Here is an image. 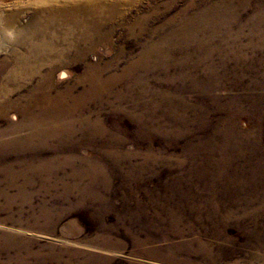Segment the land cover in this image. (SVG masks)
Listing matches in <instances>:
<instances>
[{
  "label": "rangeland",
  "instance_id": "374dc122",
  "mask_svg": "<svg viewBox=\"0 0 264 264\" xmlns=\"http://www.w3.org/2000/svg\"><path fill=\"white\" fill-rule=\"evenodd\" d=\"M104 1L45 81L76 95L90 64L112 77L65 116L64 144L18 141L49 67L13 77L22 49L0 43V264H264V0ZM14 2L0 16L20 25L41 7ZM211 4L222 18H193Z\"/></svg>",
  "mask_w": 264,
  "mask_h": 264
},
{
  "label": "bare ground",
  "instance_id": "6f19581e",
  "mask_svg": "<svg viewBox=\"0 0 264 264\" xmlns=\"http://www.w3.org/2000/svg\"><path fill=\"white\" fill-rule=\"evenodd\" d=\"M36 1L39 2L41 7L38 6L40 8H38L37 11H35L32 14V16L30 17V19L27 22H25L24 24H21V25L18 24L17 13L15 11H14L15 13L10 12L7 15L0 16V24H2L1 25L2 28H0V43L3 44L4 43V42H2L3 40H5V43L10 42V40H12V44L14 45V47H17L18 50L20 48L22 49L21 52H17V51H15L16 49L10 48L11 49V55L13 54V66H12V68L14 67L11 71H9L10 72L9 74L11 76L13 75V77H14L16 73H20V71L30 69L31 68L30 65L33 63H34V65L32 68L34 69V71H37V69H39L41 66L46 65L49 67V70H47V72L44 74H39L40 75L39 77L41 78V80L43 78L42 81H44V84L47 85L48 82L46 83L45 81L48 80L50 73H51V70H52V67L55 66L56 64L61 65V64L65 63V51L68 48L70 50L71 47H75V44H76L78 39H79V41H80V39L86 40V37L88 34H87V32H85L84 29L87 27H90L91 32L94 34V29L101 22L104 21L103 19L106 17L104 12L106 9L104 8L105 6L103 4L105 3V1L104 0H97V2L93 3L92 0H78V2L70 4V6L67 8H65V0H61V1L59 0L60 3L58 0H36ZM51 1H58V4L54 3L55 4V6H54L51 4ZM15 2H16V0H15ZM28 3L29 2L25 1L24 5H29ZM229 3L230 2H226V4H223V6L229 7ZM4 6H8V5L5 4ZM219 6H220V4H211L206 9L195 14L193 18L201 19L203 17H206L209 20V15H211V14H212V16H214L213 18H215V19L216 18L217 19L222 18L220 16H222L223 13H221V11L218 10ZM108 13H110V12H108ZM218 13H221V15L217 16V17H216V15H213V14H218ZM184 21H186V20H184ZM190 21H189V23H190ZM209 23H210V20H209ZM187 24H188V22H185V24H183V25L180 24L181 26H179V28L180 27L183 28ZM215 24H217V22ZM226 24L227 23H225L224 25H226ZM205 29H207V28H205ZM175 32H177V30ZM175 32L169 33L168 36L169 37L173 36ZM77 34H78V36H77ZM99 34H100V32H99ZM91 35L92 34L90 33V37H91ZM174 37H175V35H174ZM89 39H91V38H89ZM155 41H153L152 43H154ZM162 44H163V42H162ZM18 47H20V48H18ZM141 50H143V49H141ZM150 51H151V49H150ZM161 53H162V51H161ZM147 60H148V58H147ZM29 63H31V64L29 65ZM129 66L134 67V63L130 64ZM143 66H145V65H143ZM103 67H105V66H103ZM63 69L58 70L57 77H62L64 75L65 70H63ZM86 70H87L86 73L83 74L80 77V79H78V80H80L79 82H85L87 84V87L85 88V90L81 94L72 95L71 94L72 87H68L66 89V91L64 89L61 92H55V93L53 92L54 94H52V95L48 93V90H49L48 88H50L48 85L45 86V88L41 87L40 85H38L40 87H37V86L35 87V91L33 90V92H31L33 94H32V96L30 95L31 96L30 100L28 99V101L23 103V105H21L20 107H17V110H16V111L20 112L22 115H24V120H25L22 124H19V125L16 124V126H15V130L18 127V129H22V130L26 131L24 135H21V136L19 135V138H18L19 142L20 141H26V142L29 141L32 143L33 140L46 142V141H49L53 138H56V140L58 138V140H61L63 142L64 137H65V131H66L65 128L66 129L68 128L66 126L67 124L66 125L64 124L65 116H67V115L72 116L76 110V104L83 101V99H85L87 96H90V97L93 96L96 89H99V88L103 87L105 84H108V82L111 81V78H112V77H109L105 80L101 79L99 76L101 69H99L97 67V65H94V64L93 65L90 64V66ZM132 74H134V73H132ZM123 76H125V75H123ZM121 80H123V79H121ZM37 84H39V83H37ZM115 90H117V89H115ZM97 91L98 90H96V92ZM5 93L6 92H4V94ZM7 94L4 96L6 97ZM65 101H67V103H69V106H67V107L65 106ZM4 102L0 103V114L1 115L5 111L6 105L4 104ZM18 103H19V101H18ZM31 107L36 108L34 113L31 111H30V113H28V110ZM72 118H74V117H72ZM84 121H82L83 124L85 123ZM74 126H77V125H74ZM98 132L99 131H96V133H98ZM13 133L11 132V134H13ZM99 133H103V132L100 131ZM10 138H12V137H10ZM71 138H72V136H71ZM63 144H64V142H63ZM9 146H11V145H9ZM31 147H32V145H31ZM27 148H25V149H27ZM47 148H49V147H47ZM27 168H29V167H27ZM32 171H33V169H32ZM91 262H92V260H91Z\"/></svg>",
  "mask_w": 264,
  "mask_h": 264
}]
</instances>
